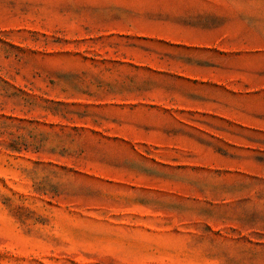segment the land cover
Returning <instances> with one entry per match:
<instances>
[{
	"label": "rangeland",
	"instance_id": "rangeland-1",
	"mask_svg": "<svg viewBox=\"0 0 264 264\" xmlns=\"http://www.w3.org/2000/svg\"><path fill=\"white\" fill-rule=\"evenodd\" d=\"M0 264H264V0H0Z\"/></svg>",
	"mask_w": 264,
	"mask_h": 264
}]
</instances>
